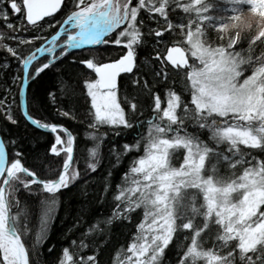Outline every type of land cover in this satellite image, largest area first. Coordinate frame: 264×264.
<instances>
[{"label": "snow or ice", "instance_id": "obj_1", "mask_svg": "<svg viewBox=\"0 0 264 264\" xmlns=\"http://www.w3.org/2000/svg\"><path fill=\"white\" fill-rule=\"evenodd\" d=\"M65 7L59 30L42 36ZM0 24V118L17 125L12 104L19 97L23 118L54 134L47 151L60 158L38 175L18 140L0 136V264H34L30 257L47 239L61 190L84 176L87 185L105 153L135 158L121 182L102 178L96 203L110 213L82 207L73 227H86L57 264H100L98 249L112 227L134 215V231L112 264H264V50L257 52L264 49V0H0ZM149 40L155 60L140 56ZM87 45L118 52L107 62L79 61L95 74L80 77L90 106L79 133L34 118L30 84L55 71L57 91L47 99L57 105L58 96H74L60 64ZM169 68L180 74L179 91ZM57 111L77 119L71 109ZM126 130L136 136L118 148L109 136ZM21 190L36 200V227Z\"/></svg>", "mask_w": 264, "mask_h": 264}, {"label": "trees", "instance_id": "obj_2", "mask_svg": "<svg viewBox=\"0 0 264 264\" xmlns=\"http://www.w3.org/2000/svg\"><path fill=\"white\" fill-rule=\"evenodd\" d=\"M68 3V0H65ZM70 10V7H65L54 15L55 20H50L52 27L45 28V31L41 33L45 38L54 34L59 29V22H62L66 17L65 15ZM18 16V14H17ZM10 20H14L13 17H9ZM155 26V25H153ZM0 30L3 29V25L0 24ZM31 33H24L25 36ZM42 41L34 42L33 45L23 46L25 50H31L33 47L38 46ZM156 46L151 43L147 47L140 50V56L142 59L148 58L151 53V59L155 60V52L153 49ZM163 52V47L159 49ZM264 49L257 48V52ZM118 49L112 45H98L84 49L71 50L70 55L60 64L61 70L64 72V78L69 84H74L76 88L75 95L72 97L58 96V104L54 105L47 99L48 91H57V84L60 77L55 71L47 72L35 83L30 84L28 90V109L29 113L34 118L42 119L47 122L60 123L65 127L72 130L74 133H79L82 125L79 123V119L83 117L86 110L89 108V99L87 98L86 92L83 89L82 80L84 78H95V74L91 70L86 69V66L79 63L80 60L93 58L96 62H107L117 56ZM5 53L0 51V61L5 57ZM15 68V65L13 64ZM247 74V73H246ZM169 75L178 82L177 91L180 87H183V82L180 79V74L169 68ZM120 85L123 89L126 87V82L121 79ZM34 97V98H33ZM57 107L63 108L64 110H72L74 116L77 119H70L68 117L60 116ZM12 111L16 117L17 125H12L11 122L4 118H0V133L2 136L7 134L13 135L19 142V148L22 150L25 157L26 166L36 170L38 175H43L44 164L49 162L55 163L59 161V157H55L50 154L47 150L50 144L53 142L54 134L46 131L39 130L30 125L21 115V109L19 104V97L16 102L12 104ZM148 116L147 102H145L144 117ZM141 133L143 130H140ZM136 136L135 132L124 131L119 137L114 134H110L109 139L114 141L119 148L123 143L132 141ZM90 146V145H89ZM111 147V145H107ZM77 149H81V163L80 167H83V158L85 153L83 149V138L77 136ZM75 152V150H74ZM62 155V154H61ZM135 158L131 154H121L120 159L113 157H107L105 153V159L101 169H97L96 173H91V181L85 185V181L89 180V176H84L79 179L75 186H70L69 189L61 190L63 195L60 196V203L56 209L55 218L53 219L47 239L40 246L38 254L30 257L34 261V264H57L58 258L61 255L62 248L69 246L72 239H75L79 235V231L86 227L85 224H80L77 227H73L76 224V217L80 215V209H91L93 214H100L101 212L105 215L110 213V208L107 204H97L96 200L99 198L100 193L103 191L102 178H107L110 185H115L121 182V175L125 172L130 162ZM107 173H111L107 176ZM105 199H111V190L105 193ZM21 201H27L31 205V224L33 227L38 226L36 217V200L32 196L25 193L23 190L20 192ZM90 217H85V221ZM137 221V217H132V222L124 224H116L111 229L109 238L101 245L98 249V259L100 264H112L114 258V252L120 248L121 245L126 246L130 234L134 231V223ZM183 240V237H181ZM51 248V251H49Z\"/></svg>", "mask_w": 264, "mask_h": 264}, {"label": "water", "instance_id": "obj_3", "mask_svg": "<svg viewBox=\"0 0 264 264\" xmlns=\"http://www.w3.org/2000/svg\"><path fill=\"white\" fill-rule=\"evenodd\" d=\"M58 12H59V11H58ZM58 12H57V13H58ZM57 13H56V14H57ZM56 14H54V15H56ZM46 18H48V17H46ZM46 18H45V19H46ZM91 46H92V45L83 46V47L80 48V49L88 48V47H91ZM72 50H76V49H72ZM19 104H20V101H19ZM20 109H21V105H20ZM28 110H29V109H28ZM29 124H30V123H29ZM30 125H31V124H30ZM33 127H35V126H33ZM35 128H37V127H35ZM37 129H39V128H37ZM39 130H41V129H39ZM42 131H46V130H42ZM46 132H50V131H46ZM50 133H51V132H50ZM0 136H2L1 133H0Z\"/></svg>", "mask_w": 264, "mask_h": 264}, {"label": "rangeland", "instance_id": "obj_4", "mask_svg": "<svg viewBox=\"0 0 264 264\" xmlns=\"http://www.w3.org/2000/svg\"><path fill=\"white\" fill-rule=\"evenodd\" d=\"M66 15H67V14H66ZM66 15H65V16H66ZM60 39H64V37H63V36H61V37H60Z\"/></svg>", "mask_w": 264, "mask_h": 264}, {"label": "flooded vegetation", "instance_id": "obj_5", "mask_svg": "<svg viewBox=\"0 0 264 264\" xmlns=\"http://www.w3.org/2000/svg\"><path fill=\"white\" fill-rule=\"evenodd\" d=\"M59 30V29H58ZM65 38V37H64Z\"/></svg>", "mask_w": 264, "mask_h": 264}]
</instances>
